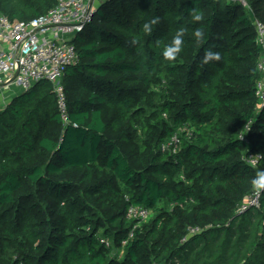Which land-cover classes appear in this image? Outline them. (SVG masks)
<instances>
[{
    "label": "trees",
    "instance_id": "16d2710c",
    "mask_svg": "<svg viewBox=\"0 0 264 264\" xmlns=\"http://www.w3.org/2000/svg\"><path fill=\"white\" fill-rule=\"evenodd\" d=\"M244 1L102 0L71 38L69 122L45 80L0 107V264H264V189L241 210L264 171L250 15L264 21V0ZM56 3L0 0V14L29 21ZM209 49L221 59L205 63ZM130 205L150 216L128 220Z\"/></svg>",
    "mask_w": 264,
    "mask_h": 264
},
{
    "label": "built area",
    "instance_id": "2783aa9c",
    "mask_svg": "<svg viewBox=\"0 0 264 264\" xmlns=\"http://www.w3.org/2000/svg\"><path fill=\"white\" fill-rule=\"evenodd\" d=\"M232 1V0H228ZM242 0V4L245 5ZM99 0H57L56 5L44 15L29 21H10L0 14V92L9 86L20 91L27 90L39 80L52 84L59 116L63 124L69 122L66 93L61 83L65 68L76 64L78 54L71 38L91 22ZM257 43L264 49V21L253 20ZM256 96L259 105L264 104V80L257 83ZM5 101H1L0 107ZM242 139L244 137H241ZM176 139L163 144L165 150ZM258 156L249 155L247 163L257 165ZM262 189L255 190L247 197L241 207L245 210L259 206ZM149 210L141 205H130L125 217L143 222L149 217ZM133 232L130 231L128 239ZM126 240L122 241L125 245Z\"/></svg>",
    "mask_w": 264,
    "mask_h": 264
},
{
    "label": "clouds",
    "instance_id": "9594fccd",
    "mask_svg": "<svg viewBox=\"0 0 264 264\" xmlns=\"http://www.w3.org/2000/svg\"><path fill=\"white\" fill-rule=\"evenodd\" d=\"M191 15L194 17L196 21H200L202 19L201 15L198 14L195 10L191 11ZM159 18L150 19L148 22L143 24V31L146 34H150L153 30V26L158 24ZM185 34L184 29H180L176 32V35L173 37L171 44L163 46V57L166 60H175L176 57L182 51L183 37ZM194 37L199 42L206 38L205 32L201 29H197L194 32ZM156 45L159 47L161 45V41L157 40ZM221 59V54L219 52H214L212 50H205L204 53V62L216 60L219 61ZM252 185L255 190L259 191L264 189V171H259L255 178L252 180Z\"/></svg>",
    "mask_w": 264,
    "mask_h": 264
},
{
    "label": "crops",
    "instance_id": "0c3cea01",
    "mask_svg": "<svg viewBox=\"0 0 264 264\" xmlns=\"http://www.w3.org/2000/svg\"><path fill=\"white\" fill-rule=\"evenodd\" d=\"M20 91L17 87L15 86H9L7 87V90H2V92H0V99L1 101H5V103H7L10 99H12L15 95L19 94ZM3 96V99H2ZM0 101V104H1Z\"/></svg>",
    "mask_w": 264,
    "mask_h": 264
},
{
    "label": "rangeland",
    "instance_id": "374dc122",
    "mask_svg": "<svg viewBox=\"0 0 264 264\" xmlns=\"http://www.w3.org/2000/svg\"><path fill=\"white\" fill-rule=\"evenodd\" d=\"M101 1H102V0H99V3H100ZM243 7H245V8H249V5L247 4V2L245 3V5H243ZM249 10H250V9H249ZM250 15H251L252 21L258 19V18H256V17H254V14L252 13V11H250ZM2 99H3V96H2ZM0 101H1V99H0ZM151 215H152V214H151ZM149 216H150V214H149Z\"/></svg>",
    "mask_w": 264,
    "mask_h": 264
}]
</instances>
